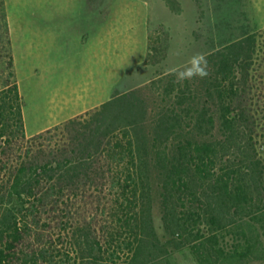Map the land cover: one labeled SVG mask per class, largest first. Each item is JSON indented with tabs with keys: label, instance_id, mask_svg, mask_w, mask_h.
I'll return each mask as SVG.
<instances>
[{
	"label": "trees",
	"instance_id": "obj_1",
	"mask_svg": "<svg viewBox=\"0 0 264 264\" xmlns=\"http://www.w3.org/2000/svg\"><path fill=\"white\" fill-rule=\"evenodd\" d=\"M204 60L27 137L0 0V264H264V28Z\"/></svg>",
	"mask_w": 264,
	"mask_h": 264
},
{
	"label": "rangeland",
	"instance_id": "obj_2",
	"mask_svg": "<svg viewBox=\"0 0 264 264\" xmlns=\"http://www.w3.org/2000/svg\"><path fill=\"white\" fill-rule=\"evenodd\" d=\"M6 12L27 137L117 93L159 103L157 80L264 28V0H6ZM171 262L197 264L188 249Z\"/></svg>",
	"mask_w": 264,
	"mask_h": 264
},
{
	"label": "clouds",
	"instance_id": "obj_3",
	"mask_svg": "<svg viewBox=\"0 0 264 264\" xmlns=\"http://www.w3.org/2000/svg\"><path fill=\"white\" fill-rule=\"evenodd\" d=\"M190 67H185L183 71L176 72L178 82H183L185 80L191 79L194 76H199L203 78L207 75L206 72V61L202 56H195L189 61Z\"/></svg>",
	"mask_w": 264,
	"mask_h": 264
}]
</instances>
